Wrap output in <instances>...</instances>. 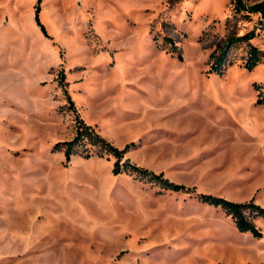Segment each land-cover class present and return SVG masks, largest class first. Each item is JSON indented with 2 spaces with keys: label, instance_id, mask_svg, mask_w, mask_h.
Instances as JSON below:
<instances>
[{
  "label": "rangeland",
  "instance_id": "rangeland-1",
  "mask_svg": "<svg viewBox=\"0 0 264 264\" xmlns=\"http://www.w3.org/2000/svg\"><path fill=\"white\" fill-rule=\"evenodd\" d=\"M251 29L262 60L243 67L242 42L210 73L215 44ZM259 92L264 21L234 0H0V264H264V217L254 236L196 197L264 207ZM79 119L194 192L114 174L113 157L66 162L53 145Z\"/></svg>",
  "mask_w": 264,
  "mask_h": 264
},
{
  "label": "trees",
  "instance_id": "trees-1",
  "mask_svg": "<svg viewBox=\"0 0 264 264\" xmlns=\"http://www.w3.org/2000/svg\"><path fill=\"white\" fill-rule=\"evenodd\" d=\"M234 8L239 12H260L264 19V0L248 7H245L242 0H234ZM34 19L42 31L45 32L44 26L39 20V6L35 9ZM254 36V29H251L243 34H232L218 41L215 44V48L209 55L208 71L210 73L221 75L225 66L231 63L229 60L231 50L242 42L248 43L247 55L244 60L243 67L248 70L253 69L263 57V52L257 46L249 42ZM166 41L170 44V51L172 53H176V56L179 59H182L175 42L170 38H167ZM255 86L256 89L260 87L258 84ZM66 99L69 100L70 105L73 106V102L68 94H66ZM255 102L256 104H264V94L262 95L259 92ZM53 149L62 150L66 162H68L75 154H79L85 158L92 155L99 157H113L114 163L112 172L114 174L124 171L133 174L139 180L150 182L163 189L194 192V188L186 187L182 184L170 181L164 177L162 173H156L147 168L138 166L128 160H123V149H119L111 144L103 136H101L93 126L86 124L82 119L78 120L73 137L69 140L56 142L53 145ZM196 197L201 202L220 207L232 218L238 230L243 232L249 231L254 236H261L262 233L255 226L253 219L257 217H264V207L257 204L252 198L247 201L238 202L221 196H213L208 193H196Z\"/></svg>",
  "mask_w": 264,
  "mask_h": 264
},
{
  "label": "built area",
  "instance_id": "built-area-1",
  "mask_svg": "<svg viewBox=\"0 0 264 264\" xmlns=\"http://www.w3.org/2000/svg\"><path fill=\"white\" fill-rule=\"evenodd\" d=\"M242 3L245 5V7H248L250 5H248V0H242ZM257 14L260 16V19L263 21V17L261 16V13L260 12H257Z\"/></svg>",
  "mask_w": 264,
  "mask_h": 264
}]
</instances>
